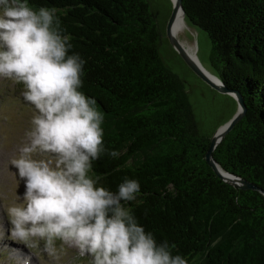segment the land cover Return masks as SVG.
<instances>
[{"label":"trees","instance_id":"16d2710c","mask_svg":"<svg viewBox=\"0 0 264 264\" xmlns=\"http://www.w3.org/2000/svg\"><path fill=\"white\" fill-rule=\"evenodd\" d=\"M27 3L57 9L73 45L69 55L86 61L80 91L103 114L104 147L120 153L92 162L97 186L116 192L125 177L137 180L140 191L125 207L188 264H264V194L227 183L206 161L211 139L201 134L185 82L161 52L170 42L152 0ZM182 5L187 26L211 42V70L203 68L242 95L246 107L214 160L264 191V0Z\"/></svg>","mask_w":264,"mask_h":264},{"label":"clouds","instance_id":"9594fccd","mask_svg":"<svg viewBox=\"0 0 264 264\" xmlns=\"http://www.w3.org/2000/svg\"><path fill=\"white\" fill-rule=\"evenodd\" d=\"M56 12L0 0V78L22 84L33 108L10 161L25 187L6 208L11 237L54 264L67 255L66 246L88 256V264H188L125 207L140 191L137 180L125 177L113 192L89 175L101 154L120 153L104 147L103 114L80 91L86 61L69 55L73 45Z\"/></svg>","mask_w":264,"mask_h":264},{"label":"rangeland","instance_id":"374dc122","mask_svg":"<svg viewBox=\"0 0 264 264\" xmlns=\"http://www.w3.org/2000/svg\"><path fill=\"white\" fill-rule=\"evenodd\" d=\"M159 13V23L166 29L173 12L172 0H152ZM182 40L192 44L201 67L211 70V42L207 34L193 26H187ZM170 44L164 42L161 52L168 66L185 82L201 134L212 139L224 125L229 123L238 110L237 100L204 82L182 60ZM23 85L0 78V264H54L47 254L37 252L11 237L7 206L16 195L22 197L24 182L10 161L18 154V148L30 128L32 106L22 97ZM41 242V246H42ZM60 244V241H57ZM65 255L59 264H88L89 257H80L75 248L66 246Z\"/></svg>","mask_w":264,"mask_h":264},{"label":"water","instance_id":"95a60500","mask_svg":"<svg viewBox=\"0 0 264 264\" xmlns=\"http://www.w3.org/2000/svg\"><path fill=\"white\" fill-rule=\"evenodd\" d=\"M173 3V12L172 15L167 23L166 27V37L168 38L171 46L177 51V53L180 55V57L185 61V63L189 66V68L203 81H205L207 84L212 86L214 89L222 92L234 95L239 103V109L233 119L224 125L218 132L215 134V136L211 139L210 143V149L206 155V161L208 162L209 166L214 170L215 174L219 176L221 179L226 181L227 183L238 187L242 190H256L260 191L264 194V191H262L259 187L252 184L251 182H248L240 177L234 176L225 170H223L214 160L213 152L216 149V147L222 142V140L225 138V136L232 131V129L242 120L246 113V107L244 104V99L242 95L239 93H233L229 89H227L223 83L215 76L214 77L216 81H213L208 76L204 74V72L200 69V67L193 61L192 58L188 57L185 50L182 48L179 40L173 35L172 28L175 23V19L178 16L179 12L181 11L184 16L185 12L182 5V0H172Z\"/></svg>","mask_w":264,"mask_h":264},{"label":"bare ground","instance_id":"6f19581e","mask_svg":"<svg viewBox=\"0 0 264 264\" xmlns=\"http://www.w3.org/2000/svg\"><path fill=\"white\" fill-rule=\"evenodd\" d=\"M186 28H187V24L185 21V16L180 11L175 19V23L172 28L173 35L179 40L182 48L185 50L188 57L193 59V61L200 67V69L204 72L206 76H208L213 81L217 82V80L214 77H212L211 73H209L207 70L201 67L200 63L198 62L197 56L194 52V48L192 47V44L182 40V35Z\"/></svg>","mask_w":264,"mask_h":264}]
</instances>
